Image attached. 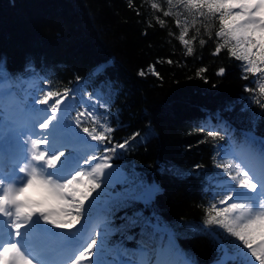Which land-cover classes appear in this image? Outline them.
I'll return each mask as SVG.
<instances>
[{"label": "trees", "instance_id": "trees-1", "mask_svg": "<svg viewBox=\"0 0 264 264\" xmlns=\"http://www.w3.org/2000/svg\"><path fill=\"white\" fill-rule=\"evenodd\" d=\"M168 11L173 14L165 15ZM185 18L191 21L193 15L178 0L171 5L168 0H0V67L13 81H24L10 91L23 99L30 90L38 96L40 89L63 92L109 85L105 124L114 131L106 133L111 144L105 141V146L125 140L128 146L106 155L130 178L160 188L149 204L134 203L114 215L104 200L98 203L93 222L107 217L119 227L125 212L139 210L168 229L144 236L139 227L114 233L107 246L117 259H135L143 244L150 261L168 247L176 252L178 264H217L223 252L213 230L229 237L225 244L230 253L229 241L235 238L205 223L208 205L219 191L217 182L226 178L215 165L238 163L229 152L236 146L264 155V108L252 99L264 103V96L255 76L230 55L231 44L215 54L226 39L216 36L218 14L197 16L195 26L189 25L185 39L192 41L193 52L187 54L179 40ZM83 127L95 124L82 118L78 129ZM213 129L218 131L215 138L207 135ZM249 131L256 140L245 139ZM121 187L117 183L111 190Z\"/></svg>", "mask_w": 264, "mask_h": 264}, {"label": "snow or ice", "instance_id": "snow-or-ice-1", "mask_svg": "<svg viewBox=\"0 0 264 264\" xmlns=\"http://www.w3.org/2000/svg\"><path fill=\"white\" fill-rule=\"evenodd\" d=\"M168 3L171 5L172 0H168ZM178 4L193 15L191 21L185 18L179 36V40L186 46L187 54L193 52L189 46L192 41L185 39L189 25L195 26L197 16L207 18L218 14L219 31L216 36L226 39L217 46L215 54L231 44L228 48L230 55L244 62L243 70L255 76L258 92L264 96V0H178ZM152 7L157 5L153 4ZM164 14L173 13L168 11ZM175 22L178 26L181 25L179 19ZM160 23L163 24V21ZM200 43L204 44L205 41L200 40ZM223 73L224 69H220L219 74ZM17 82L24 81L19 77L13 81L3 67H0V159L3 158L6 143L16 153L12 173L5 175L0 169V264H151L143 244L133 254L135 259L119 262L101 259L108 238L116 232L124 233L137 227L140 228L141 236L168 231L155 216L146 217L139 210L130 215L125 212L120 217L125 223H121L119 227H114L113 220L105 217L102 222L103 232L96 231L100 222L93 223V212L101 197L106 198L104 203L108 206L109 213L114 215V211L130 208L134 203L149 204L160 191L156 184L145 185L122 173L117 175L115 181L112 172L107 173V180L102 179L105 177V169L112 168L109 162L112 156L106 153L115 154L118 149L128 146L127 140L111 147L105 146V141L111 144L106 133H111L114 129L100 124L96 114L97 105L106 106V103H102V95L96 94L94 103L70 119L72 103L65 104L63 108L61 104L69 94L73 100L78 94L83 100L84 94L75 87L66 88L63 92L40 89L42 94L33 98L34 103L46 107L32 108L35 116L29 122L18 124L13 120L9 124L3 101L6 95H13L10 89ZM245 90L252 91L247 88ZM93 95L88 94L87 101L92 102ZM252 99L264 108V103L259 98ZM225 110H231V107ZM82 118H91L93 122L100 124L101 130L97 131L93 127L90 131L88 127H83L82 133H87V137H84L77 131ZM40 129L45 131L41 132ZM207 135L215 138L218 131L209 130ZM244 135L249 141L257 139L251 131ZM88 137L99 144H90ZM261 142L264 143V138H261ZM96 152L105 154L97 156ZM250 159H241L239 163L228 160L215 165L223 169L226 178L217 182L219 191L213 196L215 202L208 205L205 223L217 225L224 233L235 238L229 241L233 249L230 253L225 244L229 237L223 236V233L216 235L218 230H213L211 234L215 236L218 248L223 252L217 264H228V261H233L234 264H264V155H261L259 168L253 167ZM93 161L96 163L93 164ZM196 167L199 168V165ZM208 179L211 180L212 177ZM102 183L105 188L97 192ZM117 183L122 185L121 189L109 191ZM32 187L43 191L44 195L40 200L25 196ZM93 193H96L95 197ZM216 196L220 198L216 200ZM88 201L90 202L86 206ZM81 220H84L82 225ZM77 225L81 227L77 228ZM55 229L62 231L57 232ZM149 229L152 230L151 233L148 232ZM97 237L100 238L99 247ZM37 239L44 243L37 244ZM52 241L57 242L58 250L47 243ZM169 243L171 244V236ZM119 254L127 256L128 251L119 250ZM93 255L96 256L95 260L92 259ZM156 264L171 262L157 259Z\"/></svg>", "mask_w": 264, "mask_h": 264}, {"label": "rangeland", "instance_id": "rangeland-1", "mask_svg": "<svg viewBox=\"0 0 264 264\" xmlns=\"http://www.w3.org/2000/svg\"><path fill=\"white\" fill-rule=\"evenodd\" d=\"M108 88H109V85H106L104 87L98 85V86H96V87L94 86L93 88H90V89L78 88L80 90V92H82L84 94L83 100L81 99V96L79 94L76 95V98L74 100L72 99L71 94H69V97L67 99H65L63 101V103L61 104V108H63L65 104H68L71 102L73 105V108L70 111V119H72L75 113H77L79 111H83L84 108L89 107V105L91 103L95 102L96 94L102 95V97H103L102 103H106V106L100 107L99 105H97L95 111L99 117L100 124H105L106 123V116L108 113V104H107V96H108V90L107 89ZM25 93H24V100H21L16 94H13L12 96H8V95L5 96L3 104H4V111L7 114V116L9 117V120H8L9 124H11V122L13 120L16 121L18 124L24 123V122H29L35 116V113H33L31 111L32 108L43 109L46 107L45 105H41L40 107L35 105L34 99H33L35 96H37V93L35 90H30L26 94ZM88 94H94L92 102L87 101ZM58 115H59V113H58ZM86 119L92 120L91 118H86ZM94 124H95L96 130L100 131L101 130L100 124H97L95 122H94ZM91 130L92 129H90V131ZM77 131H79V129H77ZM82 135L84 137H87V133H82ZM88 140H89V143L92 145L99 144V142H97V141H91L90 137H88ZM5 148L6 149L4 150L3 158L0 159V169H2L4 174L6 175L7 172L12 173V171H13L11 169H13V164H14V161L16 158V153H15V149L12 148L7 143H6ZM241 151L244 153H242ZM10 152H11V155L9 158L10 160H7L6 156L9 155ZM229 152L234 153L237 156L238 163L241 161V159L248 160L249 158H251L249 162L251 164L254 163L256 168H259V166L261 164V155L262 154L256 152L255 150L242 149L241 147L236 146V147H232L229 150ZM95 154L97 156H99V155L104 154V153L96 152ZM109 162L112 164V168L109 169V171L107 173H109V172L113 173V181L116 180L118 174H121V173L125 174V172L122 170V168L117 163H115L112 160H110ZM94 163H96V161H93V164ZM9 165L11 166V169H10ZM105 171H106V169H105ZM107 173H105V177L102 178L103 180H107ZM20 175H22V174H20ZM147 185H151V183H148ZM104 188H105V184L102 183L101 189H98L97 192L102 191ZM109 191H113V190L109 189ZM43 195H44L43 191L38 187L29 188L27 190V192L25 193V196L28 198H31L32 200H40L43 197ZM92 195H93V197H95L96 193H93ZM91 199L92 198H90V200ZM101 199L105 200L106 198L101 197ZM94 220H95L93 222L94 224L96 222H100V226L96 228V231L102 233L103 232V223H102L103 218L98 217V218H95ZM76 227L79 228L80 225H77ZM73 231H75V229H73ZM36 243L40 244V243H44V242L37 239ZM47 243H49L50 247H52L54 250H58L57 242L52 241V242H47ZM99 246H100V241H99V237H97V247H99ZM93 251L95 252V250H93ZM116 257H117L116 251H112L111 248L109 246H107L103 256L101 257V259L111 262V261H113V258H116ZM92 259L95 260L96 256L93 255ZM157 259L171 262V264H178L176 252L170 251V249L168 247L160 249L158 251L156 258L154 259V263L157 261ZM115 261H117V262L122 261V258H118V259L116 258Z\"/></svg>", "mask_w": 264, "mask_h": 264}, {"label": "bare ground", "instance_id": "bare-ground-1", "mask_svg": "<svg viewBox=\"0 0 264 264\" xmlns=\"http://www.w3.org/2000/svg\"><path fill=\"white\" fill-rule=\"evenodd\" d=\"M55 123V122H54ZM39 131H41V132H43V131H45V130H43V129H40ZM242 152V151H241ZM242 153H244V152H242ZM10 155V154H9ZM9 155H7L6 157H8ZM253 167H256L255 165H254V163L253 164H251ZM2 168V167H1ZM109 171V169H106V171H105V173H107ZM9 174H11L10 172H7V174L6 175H9Z\"/></svg>", "mask_w": 264, "mask_h": 264}]
</instances>
